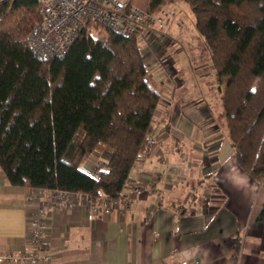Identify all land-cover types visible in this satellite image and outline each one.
I'll return each instance as SVG.
<instances>
[{
    "label": "trees",
    "instance_id": "obj_1",
    "mask_svg": "<svg viewBox=\"0 0 264 264\" xmlns=\"http://www.w3.org/2000/svg\"><path fill=\"white\" fill-rule=\"evenodd\" d=\"M133 1L152 13L167 2ZM186 1L224 82L235 155L264 187V0ZM40 18L39 0H0V168L15 185L119 197L170 127L156 116L164 85L150 73L138 31L90 20L67 54L41 58L28 41Z\"/></svg>",
    "mask_w": 264,
    "mask_h": 264
},
{
    "label": "crops",
    "instance_id": "obj_2",
    "mask_svg": "<svg viewBox=\"0 0 264 264\" xmlns=\"http://www.w3.org/2000/svg\"><path fill=\"white\" fill-rule=\"evenodd\" d=\"M180 84L156 114L169 129L132 169L124 194L135 183L143 192L128 212L95 213L85 203L56 208L51 190L11 184L0 168V251L29 250L40 232L53 253L49 264H180L185 250L196 251L189 264H264V187L240 166L222 109L184 98L190 89ZM96 158L84 166L93 169ZM236 172L248 178L244 191L229 181Z\"/></svg>",
    "mask_w": 264,
    "mask_h": 264
},
{
    "label": "built area",
    "instance_id": "obj_3",
    "mask_svg": "<svg viewBox=\"0 0 264 264\" xmlns=\"http://www.w3.org/2000/svg\"><path fill=\"white\" fill-rule=\"evenodd\" d=\"M39 4L41 18L32 27L28 41L32 51L41 58L67 54L90 20H97L121 34L138 31L141 40L146 27L163 24L165 14L164 10L149 12L133 0H39ZM151 63L147 60L150 73L153 74ZM161 72L164 74L165 70ZM156 76L157 73L153 74L155 79ZM142 192L143 186L135 183L129 195L99 200L89 193L56 188L51 191L50 202L56 208H72L79 203H85L95 213L101 211L108 215L113 209L120 212L130 211L134 196ZM43 210V205H38L33 214V221L37 222L39 231L42 228ZM52 257L53 253L45 247L40 232L36 233L34 245L29 250L10 248L0 251V263L49 264ZM182 262L183 260L180 264Z\"/></svg>",
    "mask_w": 264,
    "mask_h": 264
},
{
    "label": "rangeland",
    "instance_id": "obj_4",
    "mask_svg": "<svg viewBox=\"0 0 264 264\" xmlns=\"http://www.w3.org/2000/svg\"><path fill=\"white\" fill-rule=\"evenodd\" d=\"M162 10L165 11L163 24L146 27L140 37L145 57L149 63L152 62L153 74L157 73L156 80L166 87L156 114L163 112V104L167 103L170 91L180 83L190 89L184 98H205L212 101L214 111L221 110L224 82H220L214 73L209 48L195 26L190 4L186 0H167ZM179 48L181 60L175 57ZM164 70L163 74L161 71Z\"/></svg>",
    "mask_w": 264,
    "mask_h": 264
},
{
    "label": "clouds",
    "instance_id": "obj_5",
    "mask_svg": "<svg viewBox=\"0 0 264 264\" xmlns=\"http://www.w3.org/2000/svg\"><path fill=\"white\" fill-rule=\"evenodd\" d=\"M229 181L232 183L234 187L242 191L246 190L249 184L248 178L244 175H241L239 172H236L234 175L229 176ZM183 255L185 258L182 264H189V261H191L196 255V251L185 250Z\"/></svg>",
    "mask_w": 264,
    "mask_h": 264
}]
</instances>
